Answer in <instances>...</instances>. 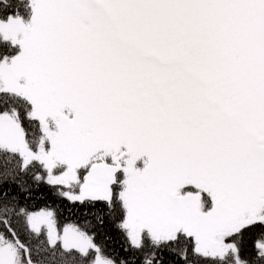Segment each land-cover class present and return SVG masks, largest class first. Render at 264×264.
I'll list each match as a JSON object with an SVG mask.
<instances>
[{
    "label": "snow or ice",
    "instance_id": "1",
    "mask_svg": "<svg viewBox=\"0 0 264 264\" xmlns=\"http://www.w3.org/2000/svg\"><path fill=\"white\" fill-rule=\"evenodd\" d=\"M0 264H264V0H0Z\"/></svg>",
    "mask_w": 264,
    "mask_h": 264
},
{
    "label": "trees",
    "instance_id": "2",
    "mask_svg": "<svg viewBox=\"0 0 264 264\" xmlns=\"http://www.w3.org/2000/svg\"><path fill=\"white\" fill-rule=\"evenodd\" d=\"M49 199L54 202V203H59L61 205V207H67V201H62V200H57L56 197L53 196H49ZM40 203V202H38ZM78 207V206H77ZM82 211V209H81ZM65 215H67V212H65ZM111 235L113 237V239L109 242L108 247L110 249H115L120 251L121 255H123V251H122V238L120 236V234L118 232H116L114 229L111 230Z\"/></svg>",
    "mask_w": 264,
    "mask_h": 264
}]
</instances>
